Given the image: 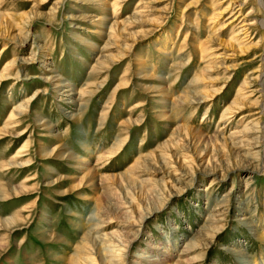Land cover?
<instances>
[{"label":"rangeland","instance_id":"1","mask_svg":"<svg viewBox=\"0 0 264 264\" xmlns=\"http://www.w3.org/2000/svg\"><path fill=\"white\" fill-rule=\"evenodd\" d=\"M263 75L264 0H0V264H264Z\"/></svg>","mask_w":264,"mask_h":264},{"label":"bare ground","instance_id":"2","mask_svg":"<svg viewBox=\"0 0 264 264\" xmlns=\"http://www.w3.org/2000/svg\"><path fill=\"white\" fill-rule=\"evenodd\" d=\"M263 79H264V75H263ZM67 92V91H66ZM261 114H264V108H262V110H261ZM263 137H264V127H263ZM263 143H264V139H263Z\"/></svg>","mask_w":264,"mask_h":264}]
</instances>
